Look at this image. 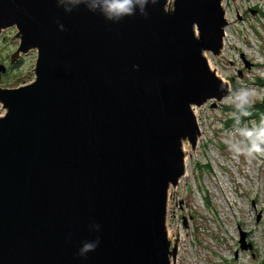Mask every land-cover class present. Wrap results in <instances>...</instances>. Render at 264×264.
<instances>
[{
  "label": "water",
  "instance_id": "obj_1",
  "mask_svg": "<svg viewBox=\"0 0 264 264\" xmlns=\"http://www.w3.org/2000/svg\"><path fill=\"white\" fill-rule=\"evenodd\" d=\"M222 3L150 0L111 22L0 0V35L19 41L8 66L36 51L34 79L0 87V264H176L167 199L200 137L193 109L231 89L204 55L222 51Z\"/></svg>",
  "mask_w": 264,
  "mask_h": 264
},
{
  "label": "rangeland",
  "instance_id": "obj_2",
  "mask_svg": "<svg viewBox=\"0 0 264 264\" xmlns=\"http://www.w3.org/2000/svg\"><path fill=\"white\" fill-rule=\"evenodd\" d=\"M222 6L227 20L223 48L220 56L208 53L206 59L222 82L252 89L255 104L264 98V86L256 83L264 81V0H223ZM15 33L12 28L0 35V64L7 69L2 88L34 79L36 51L8 66L18 47V40H10ZM228 106L224 98L193 109L200 137L193 154L184 143L185 174L167 199L166 230L172 241L178 229L176 264H264V156L249 160L230 150L231 130L223 125ZM198 164H209L212 171L200 173ZM241 234L246 249H240Z\"/></svg>",
  "mask_w": 264,
  "mask_h": 264
},
{
  "label": "clouds",
  "instance_id": "obj_3",
  "mask_svg": "<svg viewBox=\"0 0 264 264\" xmlns=\"http://www.w3.org/2000/svg\"><path fill=\"white\" fill-rule=\"evenodd\" d=\"M150 0H57L58 7L63 5L65 12H71L74 8L85 5L88 11L98 12L103 18L111 22H119L125 17H131L139 12L146 16L145 6ZM155 2V0H151ZM63 30V26H59ZM228 95L226 102L230 104L233 111L229 113L233 120L231 129V140L226 141L229 148L237 156H244L246 159H254L257 156H264V113H261L258 121L246 122V118L253 116L254 104L252 97L253 90L247 86L236 89L226 88ZM94 231H99V225L91 226ZM99 245V238L94 241L84 242L77 255L85 257L87 253L94 251Z\"/></svg>",
  "mask_w": 264,
  "mask_h": 264
},
{
  "label": "trees",
  "instance_id": "obj_4",
  "mask_svg": "<svg viewBox=\"0 0 264 264\" xmlns=\"http://www.w3.org/2000/svg\"><path fill=\"white\" fill-rule=\"evenodd\" d=\"M229 83H230V88L233 90L240 87L238 83H232V82H229ZM256 83L260 86L262 85L264 86V81L261 79H257ZM231 111H233V108L231 106H228L225 108L226 120L224 121L223 125L225 126L226 130L232 129L233 120L231 119L229 115ZM253 113L254 114L252 117L246 118V122L248 123L249 126L251 125L252 121L254 120L258 121L260 114L264 113V98L261 101L254 104ZM196 170L199 171L200 173L212 171L211 166L209 164H206V165L198 164ZM204 202L206 203L208 207H210L209 205L210 201H209V198L206 196V192H204Z\"/></svg>",
  "mask_w": 264,
  "mask_h": 264
},
{
  "label": "bare ground",
  "instance_id": "obj_5",
  "mask_svg": "<svg viewBox=\"0 0 264 264\" xmlns=\"http://www.w3.org/2000/svg\"><path fill=\"white\" fill-rule=\"evenodd\" d=\"M210 53V52H209ZM206 54H208V53H206ZM206 54H204V55H206ZM211 54V53H210ZM206 57V56H205ZM206 61H207V59H206ZM207 64H208V66L210 67V69H212V67L209 65V63H208V61H207ZM185 143H187V144H189L187 141H185ZM183 145H184V143H183ZM184 152V151H183ZM184 162H186V160L184 161ZM171 189V188H170ZM170 189H169V191H170ZM167 237L169 238V235H168V231H167ZM170 242L173 244V241L170 239Z\"/></svg>",
  "mask_w": 264,
  "mask_h": 264
},
{
  "label": "built area",
  "instance_id": "obj_6",
  "mask_svg": "<svg viewBox=\"0 0 264 264\" xmlns=\"http://www.w3.org/2000/svg\"><path fill=\"white\" fill-rule=\"evenodd\" d=\"M2 115V111H1V109H0V116Z\"/></svg>",
  "mask_w": 264,
  "mask_h": 264
}]
</instances>
